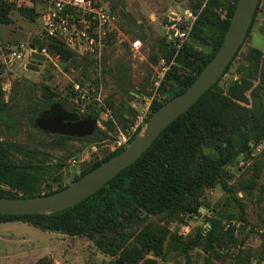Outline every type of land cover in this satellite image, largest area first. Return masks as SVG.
<instances>
[{
  "label": "trees",
  "instance_id": "obj_1",
  "mask_svg": "<svg viewBox=\"0 0 264 264\" xmlns=\"http://www.w3.org/2000/svg\"><path fill=\"white\" fill-rule=\"evenodd\" d=\"M236 2L237 0H188L184 7L193 12L196 18L192 22L187 39L179 49L174 47L168 35L153 37L147 30L146 33L135 37L142 42L148 39L153 42L148 54V60L152 64L161 58L166 59L168 63L173 61L159 87L160 94L165 97L153 101V112L168 99L183 92L213 57L228 27ZM106 3L116 16L129 17L123 7L115 12L114 6L110 7L111 5ZM260 6L264 7V0H259L253 22ZM14 9L38 22L39 14L35 3L21 2L12 5L0 0V23H10V14ZM223 11L225 13L222 17ZM117 33L116 30L110 32L102 63L109 45L113 42L112 36ZM36 37L40 48L47 47L59 54L66 63L65 70L81 68L82 72L89 74L92 67L95 71L90 57H78L61 41L47 36ZM123 47L128 51L127 43H124ZM236 56L237 53L232 61ZM118 60L124 61L123 53ZM243 68L245 75L232 77L221 86V79L217 81L187 111L165 127L139 158L93 194L54 213L0 214V222L20 220L42 231L86 236L102 252L118 254V260L122 264H157L156 258L164 257L166 250L187 256L194 247H201L205 253L214 254L217 258L221 255L220 249L237 247L242 241L239 242L238 236L235 235L236 226L229 222L228 227H225L222 218L228 214L229 221L236 217L239 221H246L245 204L240 202L236 193H252L257 184L260 161L254 162L252 175L233 183L229 167L234 165L240 155L252 154L250 142L264 143L263 51L256 48L249 50L245 55ZM258 71L259 82L254 85L253 80ZM91 81L98 83L97 79ZM131 85L134 88V85ZM40 88L42 103L31 105L24 111L21 120L4 102L0 84V123L7 132L11 133L24 123L55 138L92 142L114 133L116 123L128 126L132 122L129 116L134 115V108L130 99L135 93L126 90L127 101L118 105L116 109L119 111L114 109L113 118L103 121L107 126L106 130L96 128L94 133L84 137L47 133L34 125L37 117L68 113L77 118H97L98 113L94 107L87 109L84 114H78V109L69 111L65 97L56 99L55 92L48 85L42 84ZM146 88L147 82L142 79L138 88L136 87V94H143ZM123 150L124 148H119L101 159L90 161L73 180ZM40 157V151L12 141L0 140V184L8 187L5 189L0 186V197L41 195L38 190L39 183L44 180L45 184H48L49 176L58 165H45L39 161ZM58 178L55 177L56 180ZM65 186L60 184L55 190H48L44 194ZM217 186L226 193L228 199L221 203V206L217 205V209H212L215 212L213 216L206 217L209 227L199 228L186 238L177 236L176 232H169V222H185L183 215L194 217L201 206L210 209L209 204L203 201V194L207 188ZM233 202L238 205L239 212L236 216L226 213V208ZM222 211V217L217 216ZM148 254L152 257H146ZM232 254L231 264H253L250 254L241 248ZM260 260H264V249L258 264Z\"/></svg>",
  "mask_w": 264,
  "mask_h": 264
},
{
  "label": "rangeland",
  "instance_id": "obj_2",
  "mask_svg": "<svg viewBox=\"0 0 264 264\" xmlns=\"http://www.w3.org/2000/svg\"><path fill=\"white\" fill-rule=\"evenodd\" d=\"M101 1L104 4L107 2V0ZM187 3L188 0H110L107 2L106 4L111 5L110 7L114 6L115 12L123 7L129 17L117 15L120 32L112 36L113 42L106 51L100 70H97L93 61L92 65H95L96 73L91 67V70H88L89 74L82 72L81 68L65 70L66 63L60 56L45 60L38 66L37 71L27 69L26 65L30 61L28 48L30 45L39 47L36 43V36L40 19L38 18V22L31 20L14 9L10 14L11 22L0 23V84L4 102L9 105L12 113L19 115L22 120L25 110L33 104L42 103L40 87L42 84L48 85L55 92L56 99L62 97L67 99L66 108L69 111L78 109V114H84L87 109L94 107L98 113L96 128L106 130L107 126L103 124V121L110 117L113 118L114 109L127 101L126 90L136 94V87L138 88L139 82L144 79L147 82V88L143 94H150L155 89L159 73L162 72L160 60L155 64L148 60L153 43L151 40L143 41L140 52L133 54L129 47L128 51L123 47L124 43H127L128 46L124 37L130 40L139 34L146 33L147 30L153 37L168 35L169 26L174 23L172 19L176 15L188 18L184 15V10L187 9L184 5ZM14 45H22L25 51L20 59L11 60L8 48ZM252 48L259 49L264 53L263 6L258 9L249 34L238 50L225 77L219 79L220 86L229 82L232 77L237 78L239 74L245 75L243 68L245 55ZM122 53L124 61L119 62L118 57ZM165 62H167L166 59ZM91 79H97L98 83H92ZM73 82H78L90 98H77L78 100L75 101L74 94H71ZM161 82L157 86L158 92H160ZM258 82L259 71L253 80L254 85ZM131 84L134 85V88ZM135 94V97L130 99V104L134 108V115L129 116L132 122L128 126L116 123L115 132L103 136L100 140L90 142L88 140L59 139L38 132L24 123L11 133L7 132L4 125L0 123V140L12 141L40 151L39 161L44 162L45 165L54 166L57 164L58 167L49 176V183L45 184V181L42 180L38 185L40 194L48 190H55L60 184L67 185L72 182L73 178L77 177L90 161L101 159L107 153L112 152L110 149L112 142L118 138L120 132L127 133L130 126L137 120L136 111L140 110L141 101ZM81 109L84 110L81 111ZM85 154L88 157L82 160ZM73 158L77 159L75 164L71 163ZM258 161L261 162V167L256 178V187L252 193H236L240 202L245 204L246 221H239L237 217L229 221L228 214L222 218L225 227H228L229 222L236 226L235 235L238 236L239 242H242L237 247H230L229 250L220 249L221 255L217 258L214 254L205 253L201 247H194L187 256L173 250H166L164 257L156 258L157 264H231L232 253L239 248L250 254L253 264H258L264 249V143L259 151L253 152L251 155H240L234 165L229 167L233 183L237 180L247 179L252 175L255 168L254 162L259 163ZM240 162L242 165L239 164ZM55 177L59 178L56 180ZM0 186L8 188L4 184H0ZM227 199L226 193L219 186L207 188L203 194V201L205 204H209L210 209L207 210L201 206L198 214H195L194 217L183 215L185 222H169L167 224L169 232H176L177 236L186 238L193 235L199 228L206 229L209 227L206 217L213 216L215 212L212 209H217V205L221 206V203ZM226 210V213L234 216L239 212L236 202H233ZM221 213L223 211L217 216L222 217ZM146 257L149 258L152 255L148 254ZM117 260L118 254L110 255L102 252L86 236H69L42 231L20 220L0 222V264H115ZM259 264H264V260H260Z\"/></svg>",
  "mask_w": 264,
  "mask_h": 264
},
{
  "label": "water",
  "instance_id": "obj_3",
  "mask_svg": "<svg viewBox=\"0 0 264 264\" xmlns=\"http://www.w3.org/2000/svg\"><path fill=\"white\" fill-rule=\"evenodd\" d=\"M258 2L259 0H237L220 46L213 57L183 92L168 99L150 115L120 154L100 163L60 190L30 197H0V214H46L61 211L93 194L132 164L165 127L219 81L247 36ZM30 48L34 50V45H30ZM44 61L43 54L33 51L26 68L37 71ZM34 125L53 134L84 137L94 133L97 119L92 116L77 118L60 113L39 116ZM115 264L122 263L117 260Z\"/></svg>",
  "mask_w": 264,
  "mask_h": 264
},
{
  "label": "built area",
  "instance_id": "obj_4",
  "mask_svg": "<svg viewBox=\"0 0 264 264\" xmlns=\"http://www.w3.org/2000/svg\"><path fill=\"white\" fill-rule=\"evenodd\" d=\"M6 2L16 5L21 2L35 3L37 5L38 17L40 19L39 30L37 36H47L49 38L61 41L68 49L77 56H88L96 64L97 70H100L102 56L107 47V40L111 31L120 32L118 27L117 16L101 0H5ZM40 5V6H39ZM225 11L221 13L224 16ZM184 15L188 18H181L176 15L168 29V38L172 40V44L179 49L187 39L191 30V25L196 15L189 10H184ZM128 42L129 49L133 54L139 53L142 48V41L139 38L124 37ZM28 56L35 51L45 56V60H51L52 57H59V54L52 52L47 47H36L34 50L28 48ZM25 49L22 45H14L8 48L9 59H20ZM162 72L158 75L155 82V89L147 95L136 94L141 101L140 110L136 111L137 120L130 126L127 133L120 132L118 138L112 142L110 149L115 151L124 148L131 141L132 137L137 133L139 128L147 121L153 113L151 105L154 100H161L165 96L157 91V86L166 76L170 65L173 63L165 62L164 58L160 59ZM223 73L220 79L225 77ZM71 94H74L75 101L80 98H90L78 82L72 83ZM78 98V99H77ZM84 109H81L83 111ZM253 152H257L262 147V143L250 142ZM85 154L82 160L87 158ZM76 158L71 163L75 164ZM242 165V162L239 163ZM44 194V193H42Z\"/></svg>",
  "mask_w": 264,
  "mask_h": 264
},
{
  "label": "flooded vegetation",
  "instance_id": "obj_5",
  "mask_svg": "<svg viewBox=\"0 0 264 264\" xmlns=\"http://www.w3.org/2000/svg\"><path fill=\"white\" fill-rule=\"evenodd\" d=\"M61 114H64V115H69L68 113H61ZM54 115H57V113L56 114H54ZM49 116H51V115H49ZM71 116V115H70ZM68 119V118H67ZM47 133H49V132H47ZM65 136V135H64ZM68 137H70V136H68ZM74 139V138H73ZM74 140H77V139H74Z\"/></svg>",
  "mask_w": 264,
  "mask_h": 264
}]
</instances>
